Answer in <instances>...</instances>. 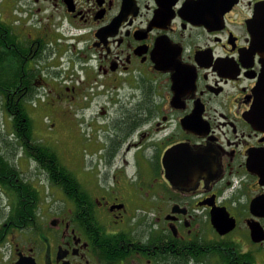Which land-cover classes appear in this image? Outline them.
I'll list each match as a JSON object with an SVG mask.
<instances>
[{
  "label": "flooded vegetation",
  "instance_id": "af4514ba",
  "mask_svg": "<svg viewBox=\"0 0 264 264\" xmlns=\"http://www.w3.org/2000/svg\"><path fill=\"white\" fill-rule=\"evenodd\" d=\"M263 86L264 0H0V264H264Z\"/></svg>",
  "mask_w": 264,
  "mask_h": 264
},
{
  "label": "rangeland",
  "instance_id": "374dc122",
  "mask_svg": "<svg viewBox=\"0 0 264 264\" xmlns=\"http://www.w3.org/2000/svg\"><path fill=\"white\" fill-rule=\"evenodd\" d=\"M44 112H40V116L38 118H41L43 116L44 118ZM9 114L5 110H0V150H4L3 144L9 143L12 140V129L11 128V122L8 119ZM73 168V167H70ZM73 170V169H72Z\"/></svg>",
  "mask_w": 264,
  "mask_h": 264
},
{
  "label": "trees",
  "instance_id": "16d2710c",
  "mask_svg": "<svg viewBox=\"0 0 264 264\" xmlns=\"http://www.w3.org/2000/svg\"><path fill=\"white\" fill-rule=\"evenodd\" d=\"M49 150H50L51 152H53L51 148H49ZM0 161L4 162L6 165H8V166L10 167V164H9L8 160H6V159L4 158V156H3L1 153H0ZM64 169H65V175H66L67 177H68V176H71V171H70L68 168H64Z\"/></svg>",
  "mask_w": 264,
  "mask_h": 264
},
{
  "label": "water",
  "instance_id": "95a60500",
  "mask_svg": "<svg viewBox=\"0 0 264 264\" xmlns=\"http://www.w3.org/2000/svg\"><path fill=\"white\" fill-rule=\"evenodd\" d=\"M263 91H264V86H263ZM264 110V109H263ZM264 119V117H262Z\"/></svg>",
  "mask_w": 264,
  "mask_h": 264
},
{
  "label": "bare ground",
  "instance_id": "6f19581e",
  "mask_svg": "<svg viewBox=\"0 0 264 264\" xmlns=\"http://www.w3.org/2000/svg\"><path fill=\"white\" fill-rule=\"evenodd\" d=\"M47 165H48V164H47ZM47 165H46V166H47ZM48 166H49V165H48ZM18 177H19V176H18ZM26 181H27V180H26ZM44 181H45V180H44ZM30 189H31V188H30ZM19 190H20V189H19Z\"/></svg>",
  "mask_w": 264,
  "mask_h": 264
}]
</instances>
